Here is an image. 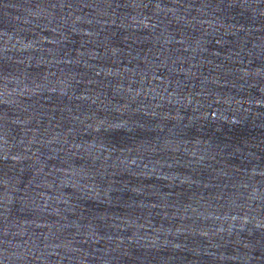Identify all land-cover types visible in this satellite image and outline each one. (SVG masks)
<instances>
[{
    "label": "water",
    "instance_id": "1",
    "mask_svg": "<svg viewBox=\"0 0 264 264\" xmlns=\"http://www.w3.org/2000/svg\"><path fill=\"white\" fill-rule=\"evenodd\" d=\"M0 264H264V0H0Z\"/></svg>",
    "mask_w": 264,
    "mask_h": 264
}]
</instances>
